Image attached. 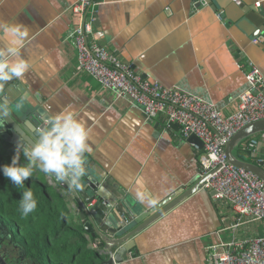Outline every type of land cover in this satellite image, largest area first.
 Listing matches in <instances>:
<instances>
[{
    "label": "crops",
    "instance_id": "1",
    "mask_svg": "<svg viewBox=\"0 0 264 264\" xmlns=\"http://www.w3.org/2000/svg\"><path fill=\"white\" fill-rule=\"evenodd\" d=\"M75 1L0 0V24L18 29L0 28V49L15 44L31 66L22 80L4 86L0 106L30 132L49 111L70 106L90 130L85 177L106 186L105 222L131 220L187 190L200 175V153L177 126L166 127L163 115L146 121L130 97L79 71L68 38L78 21L71 12ZM96 1L99 46L143 79L210 102L225 116L235 112L238 95L247 89L244 64L251 61L264 73V0ZM255 139L251 160L259 166L264 133ZM62 198L78 220L71 195ZM234 223L230 209L200 188L135 234L120 264H206V248L218 240L264 234L261 223L245 221L232 232Z\"/></svg>",
    "mask_w": 264,
    "mask_h": 264
},
{
    "label": "built area",
    "instance_id": "2",
    "mask_svg": "<svg viewBox=\"0 0 264 264\" xmlns=\"http://www.w3.org/2000/svg\"><path fill=\"white\" fill-rule=\"evenodd\" d=\"M98 5L96 0H76L71 6L78 21L68 38L76 49L79 71L103 89L130 97L146 121L163 115L166 127L177 126L184 138L194 135L202 143L201 149L195 146L200 153V176L205 177L201 189L214 193V201L230 209L235 216L232 232L245 221L261 223L264 229V183L228 164L225 156L227 143L239 130L264 120V73L251 61L244 64L247 89L238 95L235 112L225 116L210 102L143 79L131 65L99 46L94 41ZM256 146L252 139L245 149L255 155ZM259 166L264 169V158ZM206 256V264H264V234L218 240L206 248Z\"/></svg>",
    "mask_w": 264,
    "mask_h": 264
},
{
    "label": "trees",
    "instance_id": "3",
    "mask_svg": "<svg viewBox=\"0 0 264 264\" xmlns=\"http://www.w3.org/2000/svg\"><path fill=\"white\" fill-rule=\"evenodd\" d=\"M264 132L251 135L234 148L236 159L254 163L247 142ZM0 134V166L10 164L15 153L6 150ZM20 164H27L20 155ZM37 199L35 211L23 216L19 201L25 189L13 185L0 172V255L8 263L10 256L32 264H99L95 248L90 246L84 230L71 215L67 202L34 171L25 182ZM9 247L10 249H5ZM8 255V256H7Z\"/></svg>",
    "mask_w": 264,
    "mask_h": 264
},
{
    "label": "water",
    "instance_id": "4",
    "mask_svg": "<svg viewBox=\"0 0 264 264\" xmlns=\"http://www.w3.org/2000/svg\"><path fill=\"white\" fill-rule=\"evenodd\" d=\"M96 23L94 24V26ZM9 83V82H8ZM8 83L5 86H8ZM5 89V87L3 88ZM4 93L0 89V96ZM0 118L5 121L3 129H0L3 141L6 143L9 151L15 152L17 145L20 149L28 146L33 141V132L27 129V126L18 124L12 116L3 110L0 106ZM264 132V120L251 123L241 130H239L227 143L225 147V156L228 164L237 169L244 170L256 176L264 183V169L258 165L243 162L233 154V150L241 141L245 138ZM187 141L202 148V143L194 136L190 135ZM20 153H23L22 151ZM89 165V162L87 163ZM41 177L48 185L63 196L64 193H69L71 199L75 201L74 208L78 212V220L82 226L86 238L88 240H94L96 242L95 255L99 259V264H120L124 261L126 255L130 251L128 242L141 231L144 227L149 225L154 220L158 219L161 215L170 211L174 206L185 200L186 198L195 194L204 184L205 177L200 175L190 184L189 188L179 192L176 195H172L155 203L153 207L143 208V212L140 214L134 213V218L131 220H108L105 222V212L108 207L104 206L109 195H106L104 190L105 184L100 181L99 178H91L89 176L82 178V187L78 189H70L67 184L57 182L54 177H47L42 172ZM104 179V177H103ZM105 183H110L108 180ZM211 196L214 193H210ZM110 200V199H109ZM94 202V203H93ZM124 214V213H123ZM128 244V245H127ZM0 264H8L4 258L0 255Z\"/></svg>",
    "mask_w": 264,
    "mask_h": 264
},
{
    "label": "clouds",
    "instance_id": "5",
    "mask_svg": "<svg viewBox=\"0 0 264 264\" xmlns=\"http://www.w3.org/2000/svg\"><path fill=\"white\" fill-rule=\"evenodd\" d=\"M0 28L4 32H18L15 26L0 24ZM30 67L15 44L0 49V89L12 80H22ZM22 99H27V93ZM4 123L3 118H0V129H3ZM89 133L90 130L70 106L55 114L49 111L43 125L35 128L33 141L23 149L17 145L10 164L0 166L5 178L18 188L25 189L19 201V211L23 216L37 207L32 189L26 188L24 183L33 176L34 171L54 177L70 189L82 187V178L88 174L86 153L90 152ZM21 151L27 160L25 165L20 164ZM154 203L155 200L149 201V204Z\"/></svg>",
    "mask_w": 264,
    "mask_h": 264
},
{
    "label": "flooded vegetation",
    "instance_id": "6",
    "mask_svg": "<svg viewBox=\"0 0 264 264\" xmlns=\"http://www.w3.org/2000/svg\"><path fill=\"white\" fill-rule=\"evenodd\" d=\"M9 247H7L6 249H8ZM1 256L3 257L4 256V254H1ZM8 256V255H7ZM8 264H32L30 261H28V260H20L19 262H17V260L16 259H14V258H12L11 256H10V260L8 261Z\"/></svg>",
    "mask_w": 264,
    "mask_h": 264
},
{
    "label": "rangeland",
    "instance_id": "7",
    "mask_svg": "<svg viewBox=\"0 0 264 264\" xmlns=\"http://www.w3.org/2000/svg\"><path fill=\"white\" fill-rule=\"evenodd\" d=\"M78 221V220H77ZM6 249V248H5ZM8 249H10V248H8Z\"/></svg>",
    "mask_w": 264,
    "mask_h": 264
}]
</instances>
